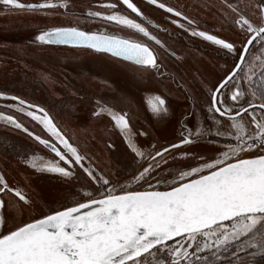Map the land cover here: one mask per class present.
Returning <instances> with one entry per match:
<instances>
[{"label": "snow or ice", "instance_id": "1", "mask_svg": "<svg viewBox=\"0 0 264 264\" xmlns=\"http://www.w3.org/2000/svg\"><path fill=\"white\" fill-rule=\"evenodd\" d=\"M147 3L170 14V22L191 37L216 46L231 64L222 65L210 84L194 74L200 93H188L183 77L162 71L154 46L168 49L150 30L160 26L133 0H98L89 6L82 15L105 26L98 30L81 27L80 17L68 25L37 27L30 46L68 45L107 54L138 79L171 78L191 106L176 121L174 141L145 147L138 137L150 133L133 131L124 110L127 98H119V108L97 99L91 117L108 119L135 164L117 175L105 172L87 144L82 150L45 107L0 91V100L13 102L4 105L7 112L0 110V122L50 150L64 166L39 164L27 153L22 163L78 182L70 201L65 197L52 207L39 203L27 185L10 184L0 171V264H264V0L211 5L229 23L234 40L202 30L176 6ZM0 7L5 14L49 16L60 9L68 12L70 0H0ZM112 27L133 35L109 31ZM170 54L182 59L175 51ZM145 103L156 121L174 115L163 92L149 94ZM13 112L35 121L49 138L30 130ZM201 141L211 146V154L192 151ZM169 156L177 163L175 171L165 169Z\"/></svg>", "mask_w": 264, "mask_h": 264}, {"label": "rangeland", "instance_id": "2", "mask_svg": "<svg viewBox=\"0 0 264 264\" xmlns=\"http://www.w3.org/2000/svg\"><path fill=\"white\" fill-rule=\"evenodd\" d=\"M215 1L217 0H190L196 9L200 7L206 13V16L202 15L205 19H213L211 23L216 25L213 26L215 31L230 37L233 32H223L224 30L218 28L223 20L217 11L219 6ZM25 2H37V0H25ZM89 2L90 0H70L68 12L65 13L63 9H60L54 15L49 16L43 13L28 12L5 14L0 7V91H6L10 95H18L33 103L50 107V112L56 122L69 132L75 143H80L83 147L86 143L89 155L105 172L119 175L130 172L135 164L122 143L118 139H106L104 129L99 126V119L91 117L95 101L101 98V100L116 104L119 108V98H127L129 103L125 108L130 109L134 115H138L139 125L141 124L139 119H144L151 124L157 136L168 138H173L177 118L183 110L181 106L174 105V115L163 127H160L158 121L154 122L142 112V94L146 90L145 86L140 85L143 84V80L136 78L131 71H123V65L114 63L106 55H95L74 49L38 48L29 45L37 27L70 24L76 17H80L78 23L82 27L96 24V22L85 20L81 12L82 4L87 3L88 6ZM213 3L217 5V8L211 7ZM207 13L212 16L207 17ZM187 81L191 82L190 79ZM114 84L121 86H114ZM112 87H114L113 90ZM100 88L101 92L98 90ZM11 103L13 102L10 100H0V110L7 112L8 109L4 105ZM181 103L185 104V99ZM0 124L3 125L2 122ZM2 128L0 127V157L8 179L11 182L20 181L24 183L23 185H27L31 191L36 193L37 201L41 204L48 201L52 207H59L65 197L70 201L73 198L70 193L77 189L74 183L66 185L52 183L46 177L34 178L30 174L27 179L22 178L23 182H21L20 174L23 167L17 156L21 152L18 148L20 141L15 135L2 131ZM107 140L113 141L117 146L116 149H108ZM149 140L163 145L175 139ZM145 141L147 139H140V142ZM23 145L26 144L23 143ZM210 147L204 141L193 147L192 151L211 154ZM24 150L25 148L22 152ZM173 162L175 160L173 161L170 157L165 166L166 171L176 170V167L171 165Z\"/></svg>", "mask_w": 264, "mask_h": 264}, {"label": "flooded vegetation", "instance_id": "3", "mask_svg": "<svg viewBox=\"0 0 264 264\" xmlns=\"http://www.w3.org/2000/svg\"><path fill=\"white\" fill-rule=\"evenodd\" d=\"M84 1V0H82ZM98 2V0H90L89 5L87 6V3L82 4L83 9L81 10L82 13L86 12L89 6L94 5ZM134 3L137 4L139 8L145 13V16L151 20L153 23L158 24L160 26L159 29L157 28H151L150 30L157 35L158 39L162 41V43L165 45V48L168 49L166 51L163 48H159V46H154L157 49L158 56L160 60L163 63V68L162 71L165 73L170 74L171 77H175L177 80H179L181 77H183V80H185L183 83L185 85V89L187 90L188 93H193L195 92L197 95L200 93V84L198 80L193 79L194 74H199L201 78L205 80L206 83H211L215 80L216 76L219 75L223 69L221 68L222 65H230L231 61L226 60L223 58L222 53H220L216 46L211 45L210 42L204 41L199 37H191L188 33L184 32L182 29L177 28L176 25H173L170 22V14L165 13L162 9L157 8L154 5H149L147 3V0H133ZM161 2H164L168 4L169 6H176L183 12H185L187 15L190 17L195 18L198 23L199 27L202 30H208L209 32L213 34H217L221 37H226L229 40H234L236 39V36L233 34H230L231 36L229 37L228 35L218 33L215 31L213 26L215 27L216 25L211 23L213 19H205L206 13L201 10V8L194 6L190 0H161ZM220 0L215 1V3L218 4L219 6ZM31 3V2H28ZM130 13V10H126V13ZM205 15V16H202ZM132 18L137 19L138 22H143L140 20L139 17H135V14H131ZM210 13H207V17H211ZM220 18L222 16L220 15ZM223 20V18H222ZM183 22V21H181ZM61 25H68V24H61ZM82 27V26H81ZM105 27L103 24L100 22H96V24H91L90 27H84L88 30H98ZM220 30H224L223 32H232L229 27V23H225L224 20L221 25L218 27ZM109 31L112 32H118L122 35H133L131 32L128 30H123L121 31L119 28L112 27L109 29ZM43 47H50V48H62V49H74V50H80V51H85L88 53H92L95 55H106L107 54H96L92 52L91 50H86V49H79V48H71L66 45H51V46H43ZM171 51H175L177 56H180L182 59L177 60L176 57L171 56ZM110 58V57H109ZM203 71H202V68ZM190 79L191 82L189 83L187 80ZM133 80V79H131ZM134 81V80H133ZM135 82V81H134ZM111 83V82H110ZM137 83V82H136ZM192 83V84H191ZM142 86H145L146 90L143 91V96H142V101H143V113L147 115L149 119H152L150 113L147 111L146 103H145V98L149 94H155L157 92H163L167 95L168 100H169V105L170 109L173 111L174 105H179L182 107V112L180 116L177 118L179 119L181 115L187 111L190 108V101L186 99V94L184 90H177V85L173 83L171 78L163 79V80H154L151 77L146 76L143 79V84H140ZM114 86H121L120 84H114ZM175 86V87H174ZM114 87L111 89L113 90ZM156 88V89H155ZM110 89V90H111ZM124 89V88H123ZM99 92H101V88L98 89ZM111 90V91H112ZM126 91V89H124ZM128 92V91H126ZM181 92V94H180ZM130 93V92H128ZM207 93H204V96H206ZM24 98V97H22ZM25 99V98H24ZM101 99V98H99ZM183 99H185V104L181 103L183 102ZM27 100V99H26ZM29 101V100H28ZM33 103L32 101H29ZM36 104V103H35ZM41 105V104H39ZM45 107L49 112H50V107H47L45 105H41ZM94 106V104H93ZM118 108V107H117ZM93 110V109H92ZM125 111L129 112V117H130V122L133 127V131H139V130H147L150 135L145 137V136H139L138 137V142L145 146V147H150L153 143L157 145V147H160L161 145L159 142H155L153 140L149 139H175L179 135V125L176 123L175 125V130H174V135L173 138H168L166 136H157L158 134H155L153 132V129L151 128V124L146 122V120H140V125L137 122L138 115H134L130 109H124ZM92 112V111H91ZM14 115L17 116L18 119L22 120L25 126H27L30 130L36 132L37 134L42 135L44 138H49L48 134L45 133L42 130V127L38 125L35 121H32L29 117L24 116L21 113H15L13 112ZM51 114V112H50ZM52 115V114H51ZM140 115V114H139ZM93 118V117H92ZM100 121V125L104 131L105 135H107L106 139H118L122 145L126 148V146L122 142V138L116 135L113 130L112 126L109 124V121L106 117L104 118H97ZM154 120V119H152ZM154 122H157L154 120ZM160 123V127H163L166 122L164 121H158ZM158 123V124H159ZM193 123H195V119L193 120ZM0 127H3L1 130L4 132H7V134L11 133L15 135L16 138L20 141L18 143V148L21 150L19 153L18 158L21 161V166L22 168V173L20 174V180L22 181V178H26L28 174L32 175L34 178H37V176H43L48 178L49 180L52 181V183H59V184H75V187L78 188V182L73 180L71 182H65L64 178L60 177L58 174H51L47 172H37L34 169L30 167H26L22 161L25 158L24 154L27 153L28 156H35L37 158V162L42 165H47L49 163H59L61 166H64V163L62 161H59V158L55 157V154L52 153L50 150L45 149L42 145H38L37 142L32 140L30 137H28L25 133L21 132L20 130H15L12 128H9L5 126L4 124H0ZM163 129V128H162ZM152 131V132H151ZM140 139H147L145 142H140ZM174 141V140H173ZM25 143L26 145H23ZM107 144L109 143H114L113 141L107 140ZM80 144V143H79ZM168 143L163 144L162 146H167ZM81 145V144H80ZM25 148V150L22 152V150ZM82 150H84V147L81 146ZM174 161V160H173ZM173 167H177L176 161L171 163ZM2 160L0 157V171L4 172ZM77 167L78 166H74ZM25 168V169H24ZM176 169V168H175ZM6 178L8 179L6 173L4 172ZM10 184H18V185H23L18 182H11L8 179ZM38 190V189H37Z\"/></svg>", "mask_w": 264, "mask_h": 264}, {"label": "water", "instance_id": "4", "mask_svg": "<svg viewBox=\"0 0 264 264\" xmlns=\"http://www.w3.org/2000/svg\"><path fill=\"white\" fill-rule=\"evenodd\" d=\"M66 46H68V45H66ZM69 47H71V46H69ZM71 48H73V47H71ZM201 142H204V141H201ZM196 152V151H195ZM172 155H174V156H176L177 154L176 153H172ZM171 156H169V157H167V159H169Z\"/></svg>", "mask_w": 264, "mask_h": 264}]
</instances>
